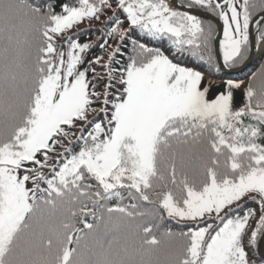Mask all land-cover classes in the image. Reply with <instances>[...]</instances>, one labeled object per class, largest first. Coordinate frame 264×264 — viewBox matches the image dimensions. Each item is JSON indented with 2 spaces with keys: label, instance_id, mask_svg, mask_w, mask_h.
Listing matches in <instances>:
<instances>
[{
  "label": "snow or ice",
  "instance_id": "snow-or-ice-1",
  "mask_svg": "<svg viewBox=\"0 0 264 264\" xmlns=\"http://www.w3.org/2000/svg\"><path fill=\"white\" fill-rule=\"evenodd\" d=\"M253 24L264 0H0V264H249L264 68L213 93L200 67L242 66Z\"/></svg>",
  "mask_w": 264,
  "mask_h": 264
},
{
  "label": "trees",
  "instance_id": "trees-1",
  "mask_svg": "<svg viewBox=\"0 0 264 264\" xmlns=\"http://www.w3.org/2000/svg\"><path fill=\"white\" fill-rule=\"evenodd\" d=\"M177 1H178V3L180 2V0H177ZM61 2H65V0H56L57 5L59 3H61ZM57 11H59L58 7H57ZM104 19H106V17H102V20H101V22H99V25H96V22H93L91 25L86 24V23L85 24H81L79 26L80 29L89 28L90 31H89L88 35H80L79 42L80 43H84V42H87V41H96L97 40V35L95 34V32L101 28ZM73 31H76V29H74ZM254 32H255V36H256L257 35L256 26L254 28ZM71 34L72 33H69V35H71ZM216 34H217V27H216V30H215V35ZM133 35H135V33H133ZM110 42L114 43L112 41H110ZM166 51H167V49H166ZM99 53H100V49L98 47L94 48L92 50V53L89 55L88 59H91L92 56L97 55ZM117 59H120V57L118 56ZM186 63H188L189 66H194V65H192V63L190 61H187ZM116 66L119 67V65H116ZM262 68H264V51H263L261 57L257 58L256 61L251 66H249V68H247L245 71H243L241 73H227V72H223V71L217 72L214 69H209L207 67H200V70L202 72H204V75H206L207 77H209L212 80L217 82L216 85H214L213 90H212L213 93H215V92L223 90L226 80H228V79L243 80L245 83H247L249 78L251 77V75L254 72H258ZM234 69H236V68H233L231 70H234ZM242 91H243L242 89L236 91L235 94H236L238 99L240 98ZM248 207L257 208V206L254 203H252V202H248ZM240 214L242 215L243 213L241 212ZM258 214L259 213H258V209H257V217L253 218V220L250 222L249 236H250V232L252 230V227H254V225L256 223V219H258ZM249 236H245V238H244L245 248H246L247 255H248V260L250 258H253L252 257V255H253L254 256L253 259L258 264H264V261H262L257 255L258 244H259L260 239H261L262 236L258 240L257 246L255 248L248 247Z\"/></svg>",
  "mask_w": 264,
  "mask_h": 264
},
{
  "label": "water",
  "instance_id": "water-1",
  "mask_svg": "<svg viewBox=\"0 0 264 264\" xmlns=\"http://www.w3.org/2000/svg\"><path fill=\"white\" fill-rule=\"evenodd\" d=\"M176 2L178 3V1L176 0ZM200 16H202L203 18H205L206 20H211L212 23H214L217 27V37H221L222 36V23L214 16H211L210 14L200 11L198 13ZM254 27L255 24L252 25L250 31H251V35H250V40L252 42V51H251V55L250 58L240 67L234 69V70H223V72H227V73H241L243 71H245L247 68H249V66H251L255 60L257 59V55H258V48L256 47V43H255V32H254ZM217 56H219L218 53V46H217ZM219 63L222 66V60L219 61ZM257 255L258 257L264 261V235H262L260 242L258 244V248H257Z\"/></svg>",
  "mask_w": 264,
  "mask_h": 264
},
{
  "label": "rangeland",
  "instance_id": "rangeland-1",
  "mask_svg": "<svg viewBox=\"0 0 264 264\" xmlns=\"http://www.w3.org/2000/svg\"><path fill=\"white\" fill-rule=\"evenodd\" d=\"M109 14H111V13H109ZM96 25H99V22H96ZM99 30H100V29H99ZM99 30H97V31L95 32V34H96L97 36L99 35ZM263 48H264V44H263ZM263 51H264V49H263ZM262 53H263V52H262ZM262 53H261V52L258 53V58L261 57ZM204 80H205V83L211 82L213 85H216V83H217L216 81L212 80L211 78L207 77L206 75H204ZM245 84H247V83H245ZM252 257L254 258L253 255H252ZM253 258H250V259H249V263H250V264H258Z\"/></svg>",
  "mask_w": 264,
  "mask_h": 264
},
{
  "label": "bare ground",
  "instance_id": "bare-ground-1",
  "mask_svg": "<svg viewBox=\"0 0 264 264\" xmlns=\"http://www.w3.org/2000/svg\"><path fill=\"white\" fill-rule=\"evenodd\" d=\"M262 45H260V49H261Z\"/></svg>",
  "mask_w": 264,
  "mask_h": 264
}]
</instances>
